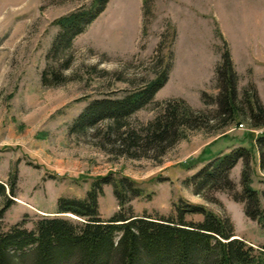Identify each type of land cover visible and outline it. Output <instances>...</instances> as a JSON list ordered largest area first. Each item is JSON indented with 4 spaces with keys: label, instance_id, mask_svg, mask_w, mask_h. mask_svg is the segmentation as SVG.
<instances>
[{
    "label": "rangeland",
    "instance_id": "rangeland-1",
    "mask_svg": "<svg viewBox=\"0 0 264 264\" xmlns=\"http://www.w3.org/2000/svg\"><path fill=\"white\" fill-rule=\"evenodd\" d=\"M91 1L0 0V182L9 181L17 170V195L0 216L1 228L22 222L32 229L38 217L53 216L59 197L82 198L90 177L115 173L137 181L145 195H151L128 202L136 216L175 217L173 205L181 200L228 219L235 239L262 246L264 228L245 217L243 205L230 193H196L185 181L217 157L245 149L248 157L237 162L229 178L240 193L247 167L264 208V148L256 143L264 128L250 126L254 108L246 102L247 93L255 94L256 102H250L264 108V0H148L151 15L145 25L142 0H109L71 48L47 63L58 33L55 19ZM224 49L237 76L239 115L222 128L225 118L215 104V68ZM167 63L169 81L154 103L125 120L119 132L104 121L69 133L87 103L137 89ZM47 65L55 78L42 85ZM202 93L212 97L209 104ZM175 100L198 113L203 128L178 131L173 145L169 139L157 144L147 140L146 127ZM103 191L98 203L106 220L119 208L111 186ZM3 204L0 198V209ZM184 219L201 222L203 217Z\"/></svg>",
    "mask_w": 264,
    "mask_h": 264
},
{
    "label": "trees",
    "instance_id": "trees-1",
    "mask_svg": "<svg viewBox=\"0 0 264 264\" xmlns=\"http://www.w3.org/2000/svg\"><path fill=\"white\" fill-rule=\"evenodd\" d=\"M108 1L92 0L88 6L55 19L53 24L58 27V33L46 54V62L51 56L68 51L73 40L104 11ZM142 3L145 25L151 11L148 0H142ZM216 34L221 38L218 30ZM170 68L167 63L152 80L137 89L90 101L72 121L69 133L80 132L104 121L110 122L119 132L125 120L154 103L155 95L168 81ZM215 74L219 82L215 104L218 113L225 118L222 126L225 128L234 124L239 115L236 108L237 76L227 49L221 52ZM54 78L53 67L47 65L40 76L42 85L50 84ZM211 98L202 93L206 104ZM247 98L246 102L254 108L250 126L264 128V108L258 102L255 104V94L250 97L247 93ZM219 116L216 115L215 119ZM202 128L198 113L184 101L175 100L164 105L160 117L146 127L145 136L154 144L169 139V145H173L178 131ZM256 143L258 148H264V136L257 137ZM244 157H248L245 149L219 156L186 179L185 184L196 193L204 189L227 191L234 202L243 205L245 217L264 228V208L259 193L251 187L247 167L242 173L240 193L229 178L230 171ZM16 175L17 170H13L9 181L0 182V198L4 199L0 216L16 198ZM90 180L82 198L59 197L53 216L38 217L32 229H26L22 222L7 230L0 226V264H264V244L255 248L243 239H235L230 221L205 206L179 200L173 205L175 217L148 213L136 216L128 202L151 197L145 195L137 181L115 173L90 177ZM105 186H111L119 210L103 220L98 202L104 195ZM185 215H201L203 219L201 222L186 221Z\"/></svg>",
    "mask_w": 264,
    "mask_h": 264
},
{
    "label": "water",
    "instance_id": "water-1",
    "mask_svg": "<svg viewBox=\"0 0 264 264\" xmlns=\"http://www.w3.org/2000/svg\"><path fill=\"white\" fill-rule=\"evenodd\" d=\"M67 217H71L70 215H66ZM71 218H74V217H71Z\"/></svg>",
    "mask_w": 264,
    "mask_h": 264
},
{
    "label": "built area",
    "instance_id": "built-area-1",
    "mask_svg": "<svg viewBox=\"0 0 264 264\" xmlns=\"http://www.w3.org/2000/svg\"><path fill=\"white\" fill-rule=\"evenodd\" d=\"M240 127H242V126H240Z\"/></svg>",
    "mask_w": 264,
    "mask_h": 264
},
{
    "label": "crops",
    "instance_id": "crops-1",
    "mask_svg": "<svg viewBox=\"0 0 264 264\" xmlns=\"http://www.w3.org/2000/svg\"><path fill=\"white\" fill-rule=\"evenodd\" d=\"M169 81V80H168Z\"/></svg>",
    "mask_w": 264,
    "mask_h": 264
}]
</instances>
